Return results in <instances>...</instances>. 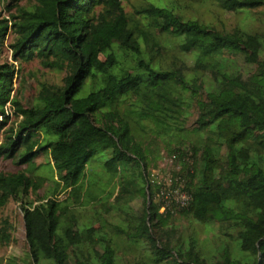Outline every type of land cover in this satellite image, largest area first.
<instances>
[{"label":"trees","instance_id":"obj_1","mask_svg":"<svg viewBox=\"0 0 264 264\" xmlns=\"http://www.w3.org/2000/svg\"><path fill=\"white\" fill-rule=\"evenodd\" d=\"M190 1L246 19L264 9V0ZM7 12L0 159L26 169L0 174V212L21 207V264H264V34L253 21L225 31L160 0L138 18L120 0H9ZM7 48L13 63L2 61ZM36 59L66 77L42 83L26 106L14 80L18 63ZM148 140L170 157L171 185L148 182ZM46 152L55 186L34 202L47 183L33 175L35 161ZM102 153L119 184L108 197L87 174ZM157 190H181L190 202L161 213ZM14 231L0 220V252Z\"/></svg>","mask_w":264,"mask_h":264},{"label":"rangeland","instance_id":"obj_2","mask_svg":"<svg viewBox=\"0 0 264 264\" xmlns=\"http://www.w3.org/2000/svg\"><path fill=\"white\" fill-rule=\"evenodd\" d=\"M125 12L130 15V17L138 18L135 11L140 9V7L147 6L150 1L153 0H120ZM166 3L175 2L176 8L182 14L187 17H198L202 20L208 21L210 23L215 24L225 31H231L237 27H242L247 24L249 21H253L250 23V28L254 27V31L264 34V9H258L255 14L257 15L255 18L246 19L242 15L229 14L224 12L222 9L218 8L215 4L211 5L208 3H195L190 0H160ZM9 0H0V13L7 16L9 13L7 12V5ZM21 5H31L26 1L21 2ZM256 19V20H255ZM163 39V36H159ZM14 39V34H10L8 36V44L12 42ZM178 57L182 58L181 54ZM4 62L13 63L12 52L10 49L5 50V54L3 57ZM17 66V65H16ZM243 69L247 71L249 68L243 66ZM17 70L19 71L18 77L14 80V87L19 91L20 100L26 106L31 105L40 89V85L42 83H48L52 85H62L63 79L66 77L65 73L59 74L57 72L52 71L51 69H47L42 66L41 62L36 59L30 63H18ZM201 74H205L204 71L200 70ZM10 124L15 123L16 117L15 115H11ZM198 114L195 111V108L192 111V116L189 120V125L197 126ZM8 125V128L10 127ZM147 148L151 151V157L149 162V170L147 174V180L149 183H158L170 180L168 178L169 168L171 166L170 157L166 155V151L160 146L158 152L155 146H149V140L147 141ZM110 157L106 153L98 154L93 158L90 166L92 171L88 170L87 174L89 180L92 178V185L94 183L98 184L99 188H96V192H105L104 197H108L110 193H114L117 187V180H115L112 172L115 171L116 165H110L107 167L106 162L109 161ZM51 160L49 154L46 152L38 157L35 161L36 171L33 175L46 178V185L42 188L38 193L32 194V201H37L39 198L46 197L47 193L54 189L56 175L53 166H51ZM26 167H18L15 164V161L12 159H0V174H10L17 173L19 171L25 170ZM119 185V184H118ZM159 194V190L156 191ZM67 198V194H60L57 197L58 201H64ZM136 208L140 206V203H137ZM2 218H8L12 221L15 226L14 231V240L15 242L2 250L0 252V258L9 260L10 258H15L18 264L20 260L25 259L28 253L26 240H25V229H24V221L23 214L21 211V207L14 202H10L1 212H0V220ZM115 222H118V219H115ZM199 230L203 231L204 228L198 225ZM130 258V259H129ZM130 262H135V254H131L129 256ZM22 262V261H21Z\"/></svg>","mask_w":264,"mask_h":264},{"label":"built area","instance_id":"obj_3","mask_svg":"<svg viewBox=\"0 0 264 264\" xmlns=\"http://www.w3.org/2000/svg\"><path fill=\"white\" fill-rule=\"evenodd\" d=\"M17 65V64H15ZM160 184V182H158ZM166 185H171V179L165 181ZM158 199H162L163 206L161 208V213H164L166 210H174L177 208H185L190 202V196L186 192L181 190H176L175 192H160L157 195Z\"/></svg>","mask_w":264,"mask_h":264}]
</instances>
